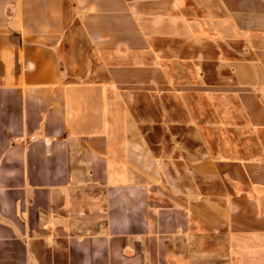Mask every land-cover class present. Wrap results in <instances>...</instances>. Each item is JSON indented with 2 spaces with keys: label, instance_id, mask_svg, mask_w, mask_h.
<instances>
[{
  "label": "crops",
  "instance_id": "0c3cea01",
  "mask_svg": "<svg viewBox=\"0 0 264 264\" xmlns=\"http://www.w3.org/2000/svg\"><path fill=\"white\" fill-rule=\"evenodd\" d=\"M0 264H264V0H0Z\"/></svg>",
  "mask_w": 264,
  "mask_h": 264
}]
</instances>
